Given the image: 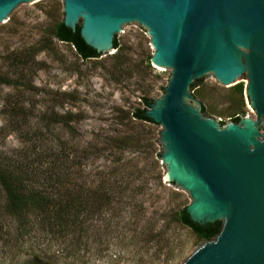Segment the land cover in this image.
Listing matches in <instances>:
<instances>
[{"label": "rangeland", "instance_id": "rangeland-1", "mask_svg": "<svg viewBox=\"0 0 264 264\" xmlns=\"http://www.w3.org/2000/svg\"><path fill=\"white\" fill-rule=\"evenodd\" d=\"M63 8L33 0L0 23V175L23 179L32 197L26 213L11 212L0 177V264H182L203 242L174 218L192 197L165 180L163 126L133 117L164 95L172 69L152 63L138 22L118 48L82 58L54 36ZM195 97L216 120L237 112L239 95L213 81ZM45 191L76 212L61 230L40 219Z\"/></svg>", "mask_w": 264, "mask_h": 264}, {"label": "water", "instance_id": "water-1", "mask_svg": "<svg viewBox=\"0 0 264 264\" xmlns=\"http://www.w3.org/2000/svg\"><path fill=\"white\" fill-rule=\"evenodd\" d=\"M30 1L0 0V23ZM63 1L65 25H80L98 52L115 49L123 26L138 22L151 37L152 63L172 69L145 111L163 126L165 180L190 192L193 221L221 222L182 264H264V0ZM211 81L225 92L246 84L256 119L204 114L195 92Z\"/></svg>", "mask_w": 264, "mask_h": 264}, {"label": "trees", "instance_id": "trees-1", "mask_svg": "<svg viewBox=\"0 0 264 264\" xmlns=\"http://www.w3.org/2000/svg\"><path fill=\"white\" fill-rule=\"evenodd\" d=\"M54 36L60 40L65 41L69 44H71L78 54L84 58H94L99 57L102 55V53L98 52L95 48L88 45L80 33V25L77 26V29L73 31L71 28L65 25L64 19L61 20L54 31ZM115 47H119L118 38L117 35L115 37L114 41ZM201 79H197L195 82L200 81ZM195 82L192 84V86L195 84ZM233 92L239 95V99L237 101V112L236 114H230L231 120L238 122L242 116H245L246 110H245V100H244V91L245 88L242 84L235 85L234 89H232ZM150 102L152 100H146V104L149 107ZM147 108H137L134 113L133 117L142 120V121H150L155 122L153 119L146 116L145 111ZM202 112L204 114H208L207 108L205 105H202ZM237 115V116H236ZM222 123H225L226 121H221ZM161 157V154H160ZM3 174L0 175L1 182L5 184V187L7 189V207L11 210V212H19L23 209H25V212L31 207L29 204L30 200H32L31 196H28L27 193H25V184L22 185L23 179H19L17 175L14 173H7L2 172ZM33 189V188H31ZM46 198H52L49 200L48 205L46 206H40V219H49V222L51 223V219H53L54 223L61 229H63V226L68 224V222L72 219L71 217L76 214V212L73 209V205L69 202H58L54 199L53 195L51 194V191H45V194L38 193ZM40 197L39 200H37V203L43 201V197ZM34 203V202H33ZM50 206H53V217L49 214L46 216L44 211L45 209H48ZM45 207V208H44ZM187 207V206H186ZM186 207L182 208L181 210L177 211L174 215V218L182 223L183 225L191 228V230L196 233V235L199 237L201 241L212 239L215 236L218 235V233L221 230V222L215 221V222H209L206 224H200L196 221H193L187 210ZM38 210V209H37ZM47 214V211H46ZM53 225V224H51ZM54 225V226H56ZM37 257V256H36Z\"/></svg>", "mask_w": 264, "mask_h": 264}]
</instances>
